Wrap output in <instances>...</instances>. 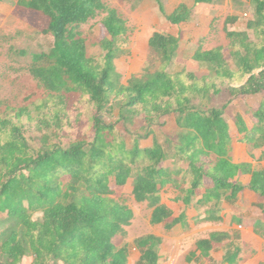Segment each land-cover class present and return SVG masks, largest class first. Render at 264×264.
Listing matches in <instances>:
<instances>
[{"label": "trees", "instance_id": "trees-1", "mask_svg": "<svg viewBox=\"0 0 264 264\" xmlns=\"http://www.w3.org/2000/svg\"><path fill=\"white\" fill-rule=\"evenodd\" d=\"M155 1L173 24L192 18L186 3L168 13L162 0ZM251 1L247 30L226 32L235 68L222 45L210 50L200 46L193 59L208 74L172 72L180 37L156 31L143 69L127 84L115 61L128 26L116 8L104 0L16 1L17 7L39 15L42 29H35L51 35L53 46L33 54L30 66L45 91L35 104L39 114L23 105L9 107L0 117V264H22L25 257L34 258L31 264H128V245L118 246L114 239L127 236L134 219V210L116 191L130 181L134 199L152 209L151 223L167 231L191 225L186 213L175 217L162 203L168 186L186 206L206 207L205 217H196L195 224L222 220V200L234 202L246 189L235 180L240 173L252 175L248 188L264 198V167L256 169L252 162L264 159V97L257 109L236 114L237 136L225 118L232 99L213 104L223 92L233 97L264 94V0ZM213 2L195 0V5ZM101 14L109 35L99 41L103 64L88 54L80 30ZM73 93H80L91 107L86 118L92 131L81 138L75 137L78 123L65 108ZM112 117L124 123L128 140L116 137L117 122L106 121ZM167 117L174 118L173 131L163 128ZM128 124L133 125L131 132ZM33 212L42 217L34 219ZM229 238L228 233L214 232L198 240L187 261L200 262L214 243ZM162 243L155 234L139 237L141 256L135 264H158ZM225 259L237 264L239 247L232 243Z\"/></svg>", "mask_w": 264, "mask_h": 264}, {"label": "rangeland", "instance_id": "rangeland-1", "mask_svg": "<svg viewBox=\"0 0 264 264\" xmlns=\"http://www.w3.org/2000/svg\"><path fill=\"white\" fill-rule=\"evenodd\" d=\"M2 0H0L1 2ZM8 4L6 11H0V117L6 114L9 107H19L23 105H31V109L35 115L39 114L35 104H39L40 100L45 95V91L38 86L37 80L30 72V66L33 61V54L49 52L53 46V37L49 34L37 32L35 29H42L39 15L27 9H16L17 0H5ZM109 6L116 8L120 15L126 20L128 26V34L126 42L120 41L121 55L116 59L115 64L118 71L123 75L122 81L127 84L128 80L139 72L144 67L145 61L149 56V39L156 31L177 33V27L171 26L164 14L161 13L159 6L155 0H104ZM168 13H171L181 3H186L192 8L194 14V0H162ZM251 0H214L211 6H205L210 10L213 20L211 23L212 30L215 31L214 37L206 39L204 29H208V18L204 23H197L194 26V36L192 44L186 42L180 44L184 48L182 57H177L170 68V71H188L202 75L205 70L199 66L193 65L190 62L196 45L203 38L204 47L210 44H220L224 47V55L230 61L231 67L235 68V64L231 58L230 40L227 37V30L233 28V24L246 25L247 21L253 17V6ZM15 7V8H14ZM208 9V10H209ZM13 11V12H12ZM6 12V13H5ZM208 14V15H210ZM104 14L97 16L88 23L81 26L82 35L87 39L88 54L96 58L97 62L103 64V56L105 51L99 45L104 37L109 36L105 27L102 25ZM227 17L236 18L235 22L227 20ZM205 19V18H203ZM41 24V25H40ZM201 30L197 31L199 28ZM241 28L237 25L234 30ZM222 30L223 38H220L219 31ZM191 31V28H190ZM191 31V32H192ZM169 32V33H170ZM196 32V33H195ZM206 33V31H205ZM253 39V35H251ZM214 41L216 43H214ZM206 44V45H205ZM246 79V78H245ZM244 80L235 86L240 87L244 84ZM241 96V97H240ZM264 94L234 96L230 92L220 93L214 100L215 106H222L228 100H231L226 107L225 117L231 121L239 111L247 110L251 112L255 108L253 105H258L260 100H263ZM70 120L78 123L74 132L76 138H81L85 134H91L92 127L87 121L88 111L91 110L90 105L80 93H73L67 98V105ZM50 115L49 111H43ZM167 121V126H164L166 131H171L175 128L173 117L163 118L162 121ZM108 122H117L116 137L129 139L130 136L126 132L124 123L118 122L117 117L106 118ZM133 125L128 124L127 128L131 132ZM69 177L65 176L64 180ZM131 181L122 187H116L117 197L124 200L135 212L134 221L127 227V236H117L114 241L118 245L130 244L138 237L150 233L162 234L167 237L170 231H167L163 225H154L151 223L152 209L147 203L137 202L132 195ZM232 209V207H230ZM234 208V207H233ZM235 209V208H234ZM34 219L42 217V213L33 212ZM163 237V236H162ZM194 247L193 243L179 244L176 241L162 243L160 252L163 254L164 261L174 259L166 264H186L185 255ZM222 246L219 245L216 252L219 253ZM137 255V254H136ZM247 255V253H246ZM132 258V257H131ZM246 258V257H245ZM176 259V260H175ZM33 257H25L22 264H31ZM133 260V259H132ZM174 261V262H173ZM134 262H130L133 264Z\"/></svg>", "mask_w": 264, "mask_h": 264}, {"label": "crops", "instance_id": "crops-1", "mask_svg": "<svg viewBox=\"0 0 264 264\" xmlns=\"http://www.w3.org/2000/svg\"><path fill=\"white\" fill-rule=\"evenodd\" d=\"M211 5L212 3L195 5V0H194L193 7L195 11H194V14H192L191 20L183 24H173L172 22L169 21L170 25L177 27L178 30L176 34L170 31H168V33L170 32V34L180 37L181 46H182V43L185 44L186 42L188 43V45L190 43L192 44L193 36H194V31H192L193 27L195 26L197 28L196 26L197 23H200V24L204 23V21L207 20L206 18H208V22H209L208 29H204L203 34L204 36H206V39L208 36L210 40V38L215 36L214 33L216 31V30L213 31L211 27V23H212L214 16L210 14L211 9L205 6H211ZM8 7L9 6L5 0H2L0 2V11L1 9L6 11ZM16 9H17V6H16ZM237 25L240 26L241 28H239V30L235 29L236 31L247 30V23L246 25H243L242 27V24L239 25L238 22H236L235 24H233V28H236ZM190 28L192 32L190 31ZM233 28L230 29V31L234 30ZM201 29L202 28L200 27L197 31ZM249 33H250V36L253 35L251 31H249ZM219 36L220 38L224 39L222 30L219 31ZM203 40L204 39L201 38L200 43L196 45V48L193 54L191 55V59H190L191 64L199 66L205 70V73L199 76L208 74V71L207 69L202 67L198 61L193 59V55L195 51L200 46H202L204 50H210L217 46H220V44H215L212 46V44L208 42L209 45L205 44L206 46L204 47ZM214 43L216 42L214 41ZM183 51H184V48L181 47L178 57L180 56L182 57ZM188 71H191V70L188 69ZM261 101L262 99L260 100L258 105H253V107L257 109ZM245 112H247V110L239 111L238 113L242 114ZM244 119L247 122V125L251 127V125L253 124L251 119H248V117L247 118L245 117ZM226 120L229 123L232 134L234 136L239 135V129H238V125H237L235 117L232 123L227 118ZM165 125L167 126V121ZM175 128H176V124H175ZM239 154L243 156L242 154L244 153L240 151ZM257 155L259 156V154ZM246 160H247V157H246ZM249 160H252V159L250 158ZM252 162L256 169H261L264 167V159L260 161H257L255 159ZM235 180L242 183L244 186H246V189L239 193L237 199L234 200V202L229 201V199L222 200L221 205H220V208H221L220 215L222 216V220L205 221V222H200L199 224H195V221H196L195 218L205 217L206 207L200 206L197 208L195 204L186 206L184 202L176 200L178 193L172 186L166 187L162 192V203L165 206H167L170 210L173 211L175 217L180 216L183 212L186 213L189 217V222L191 223V225L190 226L177 225L176 227L170 230V234L167 237H165L162 234L160 235L156 233H150V234H155L160 237L163 236L162 238H163L164 243H168L170 241L179 242L180 245L183 243H186L187 245L190 243H193L194 247H192V249H190L185 255L184 259L186 261V264H231L225 259V256L227 254L229 246L232 243H234L236 246L239 247V260L237 264H264V227H263L264 226V198H262L258 193L248 188L252 180L251 174L240 173L235 178ZM230 207H232V209ZM134 216H135V212H134ZM157 225H162V224H157ZM214 232L228 233L230 235V238L226 239L224 242H221V243H214L213 244L214 247L211 250L210 255L202 259L200 262H196V261L188 262L187 256L191 251H195L197 249L198 240L203 239V238H208ZM137 239H135L134 241H131L130 244L126 243L130 250V258H129L128 264H130V262L132 261L134 262L133 264H135L136 261L141 256V253L137 249V245H136ZM219 245L222 246V249L219 253H217L216 250ZM118 246H123V245H118ZM172 259H174V255L171 256V260ZM167 262L164 261L163 254L160 252V249H159V263L158 264H166Z\"/></svg>", "mask_w": 264, "mask_h": 264}]
</instances>
